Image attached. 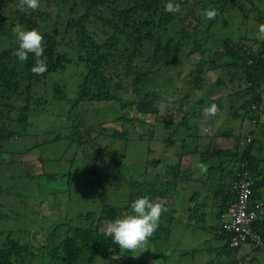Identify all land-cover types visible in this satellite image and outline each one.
I'll use <instances>...</instances> for the list:
<instances>
[{
	"label": "trees",
	"instance_id": "1",
	"mask_svg": "<svg viewBox=\"0 0 264 264\" xmlns=\"http://www.w3.org/2000/svg\"><path fill=\"white\" fill-rule=\"evenodd\" d=\"M166 2L40 0V9L21 12L16 7L18 0H0V151L5 150L7 142L23 135L33 110L32 104L36 101L33 89L51 73L65 69L73 59L78 60L84 63L86 72L77 102L104 103L107 108L109 102L117 101L123 112L116 116L110 115L108 110L97 123L100 130L87 122L74 123L70 136H67V149L75 146V155L70 161L74 165L83 154L88 165L73 172V184L79 180L82 182L85 177L94 187L101 186L102 196L106 194L108 184L118 191L125 185L129 188L128 194L117 203L94 201L86 212L57 221L50 236L41 244L34 242L35 239L15 237L9 232L0 242V264H139L135 253L120 249L110 236L105 235L107 224L133 214L131 203L147 196L168 209L161 216L159 227L149 242L153 244L170 239L173 223L179 218L174 208L176 186L193 180L200 182L202 188L190 197L192 205L188 209V220L200 214L203 222L196 227L213 232V239L222 241L221 245L207 249L214 255L206 258L205 264H240L246 261V264H255V258H252L254 251L262 255L260 264H264V213L253 222V229L260 234L263 245L249 239L239 246H232L233 233L222 227V215L238 199L236 183L242 171H248L252 181L251 202L264 205V120L261 117L264 113V41L256 36L249 37L247 32L231 37L228 35L231 33H226L233 32L230 25L236 31L247 30L250 22L258 33V26L264 24V0H175L181 4V11L176 14L164 11ZM49 7H56V19ZM65 7L69 10L68 18L58 12ZM210 8L218 12L213 20L201 15L203 10ZM244 22L247 26L243 27ZM96 23H102L104 38L93 29ZM217 23L222 28L216 30ZM16 24L29 30L37 29L44 36L48 70L43 75L32 73L35 61L32 54L23 63L14 55L18 48L16 40L5 46L7 39L15 37L11 29ZM60 26H64L66 34H73L66 45L75 51L76 58L61 50L58 40ZM197 54H200L199 61L190 71L189 78L184 79L185 85L192 91L207 89L208 93L199 96L196 103L189 100V95L182 97L181 101L166 99L167 91L163 88L178 90V73L168 76L166 72L177 61L189 60ZM209 70L217 74L213 82H208L206 73ZM166 82L169 86L164 85ZM54 91V97H65L62 85H57ZM222 91L225 94L220 95ZM159 102L167 104L166 108L174 105V110L184 115L176 121L174 113L168 114L167 119L153 120L152 116H158L161 111L156 106ZM206 102L209 105L216 103L220 108L218 115L228 113L233 123H238V119L242 123L248 119L254 127L238 135L228 129L219 130L223 136H235L237 142L232 148L212 147L211 144L202 146L199 140L205 136L198 131V123L193 122V117H201L196 107L201 108ZM104 104L100 106L105 107ZM128 106L133 110L126 111ZM106 123L111 125L105 126ZM62 138L59 135L51 141ZM107 139L117 148L104 153L101 148ZM146 141L159 142L166 149L175 150L177 159L172 158L173 161L164 164L165 171L151 179L147 176L150 168L163 163L161 159L148 158L145 162L147 175L142 178L128 177L122 170L114 172L98 168L101 157L106 165L123 167L121 152L128 153L131 144H144ZM153 143L147 147L148 151ZM189 155L198 156L200 163L207 166V171L197 172L193 178L184 177L185 174L193 175L191 168L185 169L184 166V158ZM48 177L57 176L48 174ZM205 191H213V194H204ZM78 195L85 201L88 199L83 193ZM205 197L211 198V205L201 200ZM209 214L216 217L217 223L207 225ZM244 244L253 247V251L241 257L239 254ZM199 248L179 254H198L203 250ZM157 256L163 258L162 254H157L151 259ZM162 264L170 263L164 260Z\"/></svg>",
	"mask_w": 264,
	"mask_h": 264
},
{
	"label": "rangeland",
	"instance_id": "2",
	"mask_svg": "<svg viewBox=\"0 0 264 264\" xmlns=\"http://www.w3.org/2000/svg\"><path fill=\"white\" fill-rule=\"evenodd\" d=\"M49 11H53V17L56 19V7H49ZM58 12L62 13L65 18L69 17V10L66 7ZM252 23L253 22L249 23L251 26H248L247 30L243 28L242 31H236L230 25L233 32L226 33H231L228 34L231 37L235 34L244 35L247 32L249 37H255L257 36V29H252L254 26ZM244 24L243 27L247 26L246 22H244ZM102 27V23L93 25V29L97 31L99 37L103 33L101 30ZM218 28H222L220 23L216 25V30ZM60 29L61 33L58 40L61 43V50L68 51L71 57L76 58L77 55L75 51L66 45V41L69 40V37L71 38L73 34H66L64 26H60ZM99 32L102 33L100 34ZM239 32H242V34H239ZM101 37L104 38V34H102ZM15 40V37L7 39L4 44L7 46ZM250 43H253V40ZM199 57L200 54H197L189 60H179L175 63V66L166 72L168 76L178 73L176 78L178 90L173 91V89L170 88L166 89L167 87L163 88L167 91L165 94L166 99L181 101L182 97L184 98L186 95H189V100L196 103L202 94L208 93L207 89L192 91L185 85V80L189 78L190 71L194 70L197 66ZM85 72L84 63L78 60L74 61L73 59L65 69L51 73L44 81L40 82L33 89L34 99L37 102L34 101L32 104L33 110L23 135L7 142L4 146V149L7 151H0V242L5 240L9 232H12L15 237H24L26 239L29 237V239H35L36 241L34 242L37 244H41L45 238L50 236L57 221L68 220L69 217L75 214L86 212L91 208L94 201L117 203V201L128 194L129 188L126 185L118 191L108 184V188H106L107 192L102 196L101 186L94 187L91 181H87L85 177L82 179V182L79 180L77 184H73V180L75 179L72 177L73 172L88 165L86 162L87 160H83V154L81 156L79 155L74 165H72L70 161L75 155V146L67 149L69 143L67 136H70L74 123L85 124V122H87L89 125H93L100 130L101 127L97 126V123L108 110L109 114L112 113L116 116L123 112V108H121V105L117 101L109 102L108 104L110 106L107 108L104 103L89 101L77 102L76 99ZM206 74L208 82H213L217 75L212 70L207 71ZM166 84L169 86L168 82L164 83V85ZM57 85H62L64 87L66 91L65 97H54V89ZM222 94H225V91L220 93V95ZM35 103L37 105H34ZM103 104L105 107L100 106ZM176 104L178 105V103ZM224 105L226 106L227 103H224ZM203 106H209V103L206 102ZM202 107H196L201 117L199 119L193 117V122L197 121L198 123V131L201 135L205 136V138L199 140L202 146L211 144L210 146L212 147L220 145L232 148L237 142L235 136L233 134L228 137L223 136L218 133L219 130L228 129L232 131V133L238 135L240 132H244L245 129L254 127V123H251L248 119L243 123L239 122L241 119L237 120L238 123H233L232 116L226 112L218 115V117H220L216 123L215 117L206 119L202 115V109L204 108ZM127 110L133 109L131 106H128L126 108V111ZM187 111H189L191 115L193 114V111L189 109H187ZM172 113L175 114V121L184 115L183 113L178 114L176 110H174V105H169L163 112L160 111L158 116L154 115L152 118L153 120H163L168 114ZM16 114H18V111H16ZM106 117L109 119V116L106 115ZM107 123L105 126L111 125ZM23 127L24 126H22V128ZM59 135L63 138L51 141ZM9 143H11V145H9ZM150 143L153 142L146 141L144 144L135 142L130 145L128 153L121 152L120 156L124 159V166L121 168L111 164L108 165V163L106 165L103 163L102 157L101 160H98L97 166L99 169H107L108 171L114 172L122 170L128 177L133 176L134 178H142L147 175L145 169V162L147 159H161L163 163L155 166H147H151L150 172L147 175L151 179L155 174L164 172L166 169L164 164L166 165L173 161L176 155L175 150H168L159 142L153 143L148 151L147 147L150 146ZM144 145L146 147H144ZM116 148L117 147H114L113 143L109 142V139H107L101 151L108 153ZM121 148L123 150L124 147ZM79 151L80 149L77 150L78 153ZM199 163L200 160L198 156L189 155L185 157V169L191 168L190 171L193 172V175L189 174L191 176H188V174H185L184 177H196L197 172H200V169L197 167ZM48 174H54L57 177L49 178ZM65 174H71V176L63 177ZM201 188V183L196 180L189 182L183 181L177 184V191L174 193V208L178 212L177 215H179V218L173 223L171 238L153 244L149 242V249L140 255L139 253H135V258L139 260L137 263L156 264V262H159V264H162L164 260H167L170 264H205V259L211 258L214 255L210 253L209 250L207 251V249L209 247L221 245L222 241L217 238V241L213 239V232L204 230L199 226L196 227V225L202 224L203 222L200 214H196L193 220H188V209L192 205V203H190V197L193 195L194 191ZM79 192L88 196V202L87 200L85 201L84 197H79ZM205 193L213 194V191H205L204 194ZM99 197L102 198V200H100ZM201 200L206 201L210 205L213 202L210 197H205ZM215 223H217L216 217L209 214L207 225L210 226ZM208 239H210V242H207ZM207 243L210 244V246H208ZM199 247L203 250L198 254H179L181 251ZM242 247L251 246L249 244H244ZM241 252H243L242 248ZM157 254H162L163 258L157 256V258L151 259L153 255ZM241 254L242 253H240L239 256ZM252 257L255 258V264H260L263 261L262 255L256 251L252 253ZM246 263H248V261L241 262L240 264Z\"/></svg>",
	"mask_w": 264,
	"mask_h": 264
},
{
	"label": "clouds",
	"instance_id": "3",
	"mask_svg": "<svg viewBox=\"0 0 264 264\" xmlns=\"http://www.w3.org/2000/svg\"><path fill=\"white\" fill-rule=\"evenodd\" d=\"M19 11L26 10L36 11L40 9V0H18L16 5ZM166 13L176 14L181 11V4L175 0H167L164 5ZM201 15L207 20H213L218 12L213 9H205ZM18 43V48L14 55L20 62H26L29 54L35 58L34 66L31 71L34 75H43L48 66L46 63L44 36L37 29H25L20 24H16L11 29ZM256 38L264 41V24L258 26ZM169 104L171 101L168 102ZM157 108L163 112L167 107L164 102L157 103ZM220 112V108L216 103H212L202 109V115L207 118H214ZM140 131V129H137ZM197 167L202 173L207 171V166L199 163ZM133 214H128L122 218H117L107 224L105 235L112 238L113 243L117 244L120 249L133 253H143L148 247L150 238L154 235L159 227L160 218L168 209L159 202H152L147 196H141L135 199L131 205Z\"/></svg>",
	"mask_w": 264,
	"mask_h": 264
},
{
	"label": "built area",
	"instance_id": "4",
	"mask_svg": "<svg viewBox=\"0 0 264 264\" xmlns=\"http://www.w3.org/2000/svg\"><path fill=\"white\" fill-rule=\"evenodd\" d=\"M261 117L264 120V113ZM251 184L248 171H242L236 183L238 199L222 215L223 229L233 233V246L246 243L249 239L263 245L260 234L253 229V222L264 213V205L261 203L254 205L251 202Z\"/></svg>",
	"mask_w": 264,
	"mask_h": 264
},
{
	"label": "crops",
	"instance_id": "5",
	"mask_svg": "<svg viewBox=\"0 0 264 264\" xmlns=\"http://www.w3.org/2000/svg\"><path fill=\"white\" fill-rule=\"evenodd\" d=\"M242 248V250H243V252H240V253H242L240 256L241 257H243L244 256V254H246V253H251V251H253V247H241ZM251 257V256H250ZM247 258H249V256L247 257ZM253 258V257H252Z\"/></svg>",
	"mask_w": 264,
	"mask_h": 264
},
{
	"label": "bare ground",
	"instance_id": "6",
	"mask_svg": "<svg viewBox=\"0 0 264 264\" xmlns=\"http://www.w3.org/2000/svg\"><path fill=\"white\" fill-rule=\"evenodd\" d=\"M231 245H232V243H231ZM241 245V244H240ZM233 246V245H232ZM239 246V245H238Z\"/></svg>",
	"mask_w": 264,
	"mask_h": 264
}]
</instances>
